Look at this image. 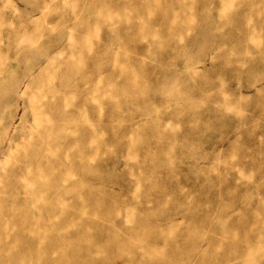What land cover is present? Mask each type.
<instances>
[{"label":"rangeland","instance_id":"1","mask_svg":"<svg viewBox=\"0 0 264 264\" xmlns=\"http://www.w3.org/2000/svg\"><path fill=\"white\" fill-rule=\"evenodd\" d=\"M0 264H264V0H0Z\"/></svg>","mask_w":264,"mask_h":264},{"label":"bare ground","instance_id":"2","mask_svg":"<svg viewBox=\"0 0 264 264\" xmlns=\"http://www.w3.org/2000/svg\"><path fill=\"white\" fill-rule=\"evenodd\" d=\"M27 182V181H26ZM31 190V189H30ZM39 199V198H38ZM37 210V209H36ZM36 234V233H35ZM37 236H39V235H37Z\"/></svg>","mask_w":264,"mask_h":264}]
</instances>
